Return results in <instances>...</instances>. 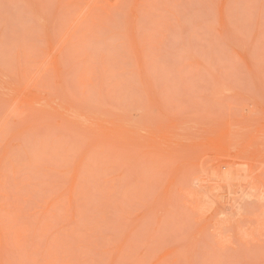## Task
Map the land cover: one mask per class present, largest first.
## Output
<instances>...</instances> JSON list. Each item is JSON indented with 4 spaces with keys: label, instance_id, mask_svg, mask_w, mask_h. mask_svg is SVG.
Listing matches in <instances>:
<instances>
[{
    "label": "rangeland",
    "instance_id": "rangeland-1",
    "mask_svg": "<svg viewBox=\"0 0 264 264\" xmlns=\"http://www.w3.org/2000/svg\"><path fill=\"white\" fill-rule=\"evenodd\" d=\"M0 264H264V0H0Z\"/></svg>",
    "mask_w": 264,
    "mask_h": 264
}]
</instances>
